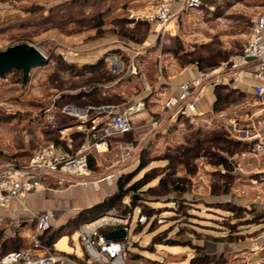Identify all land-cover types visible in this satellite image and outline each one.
Segmentation results:
<instances>
[{
    "label": "rangeland",
    "instance_id": "obj_1",
    "mask_svg": "<svg viewBox=\"0 0 264 264\" xmlns=\"http://www.w3.org/2000/svg\"><path fill=\"white\" fill-rule=\"evenodd\" d=\"M151 1L149 14L159 0ZM128 2L0 0V51L25 43L47 58L44 65L32 69L26 83L22 82L21 72L15 70L0 78V168L8 163L22 164L31 156L39 145L34 133L47 130L41 117L49 105L65 111L73 104L66 96L72 90L111 78L103 63L91 74L79 78L81 72L72 63L74 48L104 38L112 39L110 46L143 45L155 34L141 20L145 15L138 17V21L125 17L126 9L133 13L137 10V5ZM259 2L264 0H213L207 3L210 10L184 11L176 21V36L158 35L149 51L142 55L145 57L142 71L147 81L149 73L158 71L159 64L166 67L168 74L173 68L171 71L167 68L173 65L176 71L188 68L195 75L197 71L210 72L239 54L253 18L261 12ZM110 54L126 66L127 60L119 51ZM115 66L120 68L112 69L113 76L125 72L117 61ZM75 75L78 78L73 79ZM138 77L134 78L136 85L118 91L124 96L112 95L113 104L134 103L131 97L142 95L145 89ZM229 85L213 88L214 107L195 118L192 125L187 119L178 120L168 127L166 134L160 132L157 139L156 135L135 148L141 134L136 129L159 106L151 98L145 99L142 102L146 115L134 116V131L111 140L106 160L95 172L119 167L123 154L134 152L136 162L117 168L121 173L119 176L115 173L114 179L116 183L120 176L130 174L131 183L142 185L132 203L148 218L145 226L130 227L128 239L132 247L126 264H244L242 258L248 257L250 261L256 258L250 254L249 246L264 231L259 207L264 176L244 175L246 170L242 166L239 169V159L253 158L252 146L244 142L255 137L249 142L260 143L257 158L264 162V98L258 101L248 88ZM198 106L206 108L207 100ZM129 144L133 145V151ZM46 186L55 191L68 188H59L52 182ZM83 192L73 187L69 196L77 199L76 204L81 203ZM130 198L128 195L123 202H131ZM123 202L119 210L124 207ZM74 206L72 203L71 207ZM80 225H64L50 232H55L58 240L73 236ZM222 234L223 239L218 237ZM230 247L235 248L228 251Z\"/></svg>",
    "mask_w": 264,
    "mask_h": 264
},
{
    "label": "built area",
    "instance_id": "obj_2",
    "mask_svg": "<svg viewBox=\"0 0 264 264\" xmlns=\"http://www.w3.org/2000/svg\"><path fill=\"white\" fill-rule=\"evenodd\" d=\"M208 1L213 0H159L154 12L141 17L149 27L160 34H170L171 23L176 16L184 11H200L208 7ZM177 10L172 12V6ZM135 18V21H138ZM132 67V65H131ZM131 72L134 74L136 69ZM243 76L256 81L253 87V96L256 100L264 98V12L258 14L251 23L248 36L241 52L227 62L221 63L210 72H196L193 80L177 86L176 96H167L162 101L161 119L167 121V128L178 120L187 119L192 125L195 118L203 116L196 109L198 100L207 88L216 85H229L237 88ZM228 81V82H227ZM227 82V83H226ZM75 111L72 108H67ZM144 110L143 102H137L125 108L122 112L110 115L102 121H88L87 116L77 118L78 132L85 133L89 141L82 143L75 151L68 153L64 147L71 149L70 139L61 143L44 142L37 146L29 158L22 164L8 163L0 169V214H17L26 212L27 228L21 226L15 219L14 232L20 239L28 241V246L17 251L3 252L0 249V264H126L127 253L132 244L128 239L130 227L145 226L148 218L137 206H130V202H123L124 212L110 209L97 219L81 224L75 231L74 241L82 250L77 257L58 250L55 243L51 246L42 244V237L51 231V222L55 218L53 210L30 212L24 208V200L31 194L52 190L46 184L62 187L77 186L83 189L92 188L99 191L101 186H115L114 174L97 177L88 167L93 153L104 154L108 152L110 142L115 137L128 135L134 131L132 117ZM158 126L157 120L150 122L152 130ZM67 129H57L60 140H63ZM157 139V138H156ZM261 146H252V151H258ZM131 153L125 152L122 163H128ZM117 166V165H116ZM120 171L116 175H120ZM15 202L18 207L10 210ZM260 215L264 217V193L259 203ZM123 230L125 237L118 240H107L105 235L109 232ZM249 252L256 258L250 261L248 257L242 258L244 264H264V231L254 240H251Z\"/></svg>",
    "mask_w": 264,
    "mask_h": 264
},
{
    "label": "crops",
    "instance_id": "obj_3",
    "mask_svg": "<svg viewBox=\"0 0 264 264\" xmlns=\"http://www.w3.org/2000/svg\"><path fill=\"white\" fill-rule=\"evenodd\" d=\"M118 1V0H117ZM121 1V0H120ZM157 1V0H155ZM117 3V2H116ZM128 3H131L133 5H137V10L133 13V10L126 9V16L127 19L131 20L134 18H138L142 15L149 14V8L152 4L151 0H129ZM158 2H156L157 5ZM264 2H259L260 5H262L261 12H264ZM112 4V3H111ZM260 9V8H259ZM177 10V6H172V12H175ZM260 12V13H261ZM259 13V14H260ZM183 14H176L174 16L171 26L169 29H171L170 34H166L170 37L176 36V21L179 19V17ZM129 16V17H128ZM124 17V16H123ZM256 17V16H255ZM253 18V20L255 19ZM252 20V22H253ZM112 27V26H111ZM155 34L151 35L150 38L147 39L146 43L143 45H131V44H118L115 46H110V43L112 42V39L110 38H104V39H95L92 43L89 44H79L76 48H74V59H72V63L76 65L79 73L78 77L85 76L87 74H91L92 70L100 67L103 63V67L108 70V72L111 74V78L107 80H100L95 81L89 84L87 87H84L80 85L75 90H72L69 94L70 97L76 96L80 94L79 99L72 100L73 104L69 105L68 108H72L75 111H71L69 109H65V111L57 110L53 105H49L48 108L42 113V119L41 121H44V129L45 132H39L34 133L35 135V142L38 141L39 144L44 142H55V143H61L64 146L63 141H67L70 139L69 146L71 149H68L67 147H64V150L68 153H71L75 151L82 143H87L89 141L87 134L78 132L76 130V126L78 125L77 118L80 116H87L88 121L91 122L93 120L102 121L107 119L110 115L122 112L125 108L133 105L137 102H142L145 99L151 98L153 102L157 103L156 110L151 111V116L147 114L148 119L144 121V123H140L139 127L136 129V132L141 133L138 135V141L137 144H135L136 147H140L141 145H145L150 140L153 139L154 136L161 133H167L169 128H167V121L165 119H161L163 108H162V101L167 96H176V88L178 85L190 82L193 80L194 73L193 71L189 70L188 68L180 69L179 71L174 70V66L171 65V67L167 68L169 71L173 68V71L168 74L166 71V67L164 66L162 68V65L156 66L157 72L152 71L149 73L150 80L147 81L142 69L144 67L145 62L143 59L145 58L142 56L145 52H148L149 49L152 47L153 43L158 35H161L158 32H154ZM165 35V34H162ZM119 51L121 54V57H125V60H127L126 66H124L123 63H120L122 67L124 66V70H122V75H116L113 76L112 69L120 68V66H115V63L117 61L118 65L119 61L113 54H110V52ZM108 53V54H107ZM43 54V53H42ZM143 58V59H142ZM159 60V58H157ZM116 60V61H115ZM70 62V61H68ZM114 63V64H112ZM132 65V67H131ZM135 68L136 72L133 74L131 70ZM138 71L140 76L138 77ZM76 75L73 76V79L78 78ZM138 77L139 82L141 84V87L145 89L144 92H142V95L132 96L134 103L128 102V103H122L120 106L115 105L111 101V97L114 93L116 97L124 96V93H118L120 89H123L124 87L130 86L133 87L135 84L134 78ZM125 82V83H124ZM120 83V84H119ZM258 85L256 81H253L251 78L247 76H243L241 79L240 89H243L244 87L248 88V91L252 94L253 93V87ZM135 88V87H134ZM68 91H66L67 93ZM65 93V92H62ZM213 88H207L205 92L203 93L202 97L198 100L196 104V109L199 114L207 113L211 110V107L215 101V97L213 94ZM65 95V94H64ZM68 96V95H66ZM125 98V97H124ZM207 100V106L206 108L199 107L198 103ZM87 102V103H86ZM161 105V106H160ZM141 111L140 113L136 114L135 117L139 118L141 116H145L146 113H143ZM154 115V116H153ZM134 116L132 117V119ZM152 120L158 121V126L156 129L152 130L150 127V122ZM149 121V122H148ZM67 129L66 134L67 136L63 137V140L59 138L57 134V129ZM232 128V127H231ZM234 129V128H232ZM234 132V130H232ZM247 134V133H246ZM54 137L53 140H50L49 137ZM159 135L156 136V138ZM252 139L255 137H251ZM246 140L244 142L247 146H258L260 143H258L256 140L255 142H249L250 139ZM46 139V140H45ZM26 141V140H25ZM38 146V145H37ZM112 146V142H110L109 148ZM119 147H122V145H118ZM132 151L134 150L133 145H128ZM260 146V145H259ZM128 150V149H127ZM252 157L248 160L245 159H239L241 160L239 164L242 166L243 170H246V173L244 175H248V177L252 178V176H264V162H261L257 156H260L257 154L258 151H252ZM108 152L104 154H95L93 153L92 160L94 164V175L97 177L106 176L109 174H115L117 172V168H120L123 166V164L118 167H109L105 169V171L101 172H95V169L101 165L102 161L106 160V155ZM137 159H135L134 152H131V159L127 164H133L136 162ZM4 166V165H3ZM126 167V166H125ZM128 167V165H127ZM2 168V167H1ZM0 168V169H1ZM77 187V186H73ZM73 187H69L67 189H61V190H46L42 192H36L34 194L29 195L24 200V208L30 212H40L44 210H53L55 212V218L51 222V230L55 229L56 227H61L67 224V222L70 219H73L81 210L90 208L100 202H102L106 197H109L112 195L115 190L113 186L106 187L101 186L99 191H94L92 188H80L82 190H85L83 192L84 196L82 197L81 203H77V199H73L72 196H69L71 189ZM75 203V206L72 208L71 204ZM18 207L17 203L13 202L10 205V210H16ZM28 218V214L26 212H19L17 214H10V213H1L0 214V244L3 245V252L8 251H17L15 248L20 246L18 250L24 249L28 246V241L25 239H20L16 236V232H14V227L12 222L17 219L21 223V226H25L26 229L27 226L25 225V221ZM226 234V232H225ZM225 234H222L221 236H218L219 238H225ZM235 235V234H232ZM66 239V246L68 247V251H62L66 254H72L77 257L82 255L81 248L77 245V243L73 240L74 236L68 237H60ZM73 238V239H72ZM58 239L55 242L56 243L60 240ZM234 246V245H233ZM235 247H230L227 250H234ZM226 250V249H225ZM61 251V250H60Z\"/></svg>",
    "mask_w": 264,
    "mask_h": 264
},
{
    "label": "trees",
    "instance_id": "obj_4",
    "mask_svg": "<svg viewBox=\"0 0 264 264\" xmlns=\"http://www.w3.org/2000/svg\"><path fill=\"white\" fill-rule=\"evenodd\" d=\"M65 66L69 67L70 65L65 64ZM13 71V70H12ZM16 71V70H15ZM73 101L79 99L80 94L70 97ZM219 100V98H217ZM215 104H213L214 107ZM88 167L91 172H94V164L92 160L89 161ZM131 176L130 174L120 176L116 183H115V192L110 195L109 197L105 198L102 202L81 210L73 219H70L65 227H74L78 224H84L91 222L101 215H103L106 211L110 209H116L117 211L124 212L125 208L123 207L121 210L118 209V206L123 202L128 195L131 196L130 206L133 207L134 204L132 203L134 195L142 189V185L139 182H132L131 183ZM133 195V196H132ZM57 241L55 240V232L46 233L42 237V244L46 246H51ZM3 245L0 244V249L3 250ZM18 250V248H15Z\"/></svg>",
    "mask_w": 264,
    "mask_h": 264
},
{
    "label": "water",
    "instance_id": "obj_5",
    "mask_svg": "<svg viewBox=\"0 0 264 264\" xmlns=\"http://www.w3.org/2000/svg\"><path fill=\"white\" fill-rule=\"evenodd\" d=\"M47 58L35 47L21 43L0 51V78L12 70L20 71L22 82L26 83L32 69L44 65ZM123 230H116L105 235L107 240H118L125 237Z\"/></svg>",
    "mask_w": 264,
    "mask_h": 264
},
{
    "label": "bare ground",
    "instance_id": "obj_6",
    "mask_svg": "<svg viewBox=\"0 0 264 264\" xmlns=\"http://www.w3.org/2000/svg\"><path fill=\"white\" fill-rule=\"evenodd\" d=\"M56 248L61 251H68V247L66 246V239L61 238L57 243H56Z\"/></svg>",
    "mask_w": 264,
    "mask_h": 264
}]
</instances>
